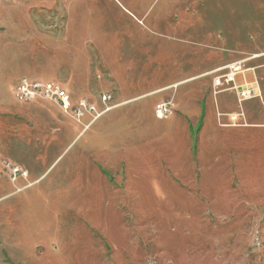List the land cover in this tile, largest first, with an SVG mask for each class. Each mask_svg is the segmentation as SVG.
Wrapping results in <instances>:
<instances>
[{"label":"rangeland","instance_id":"obj_1","mask_svg":"<svg viewBox=\"0 0 264 264\" xmlns=\"http://www.w3.org/2000/svg\"><path fill=\"white\" fill-rule=\"evenodd\" d=\"M163 1L0 0V146L18 130L28 134L26 138L57 133L50 127L42 129L29 109H9L15 85L21 79L59 82L77 98L98 80H107L101 72L110 69L111 60L98 65L88 59L85 48L105 42L101 34L107 27H113L106 33L109 40L120 33L121 19L136 32L178 30L173 32L177 40L185 39L198 48L194 62L200 64L201 76L196 97L203 103L211 97L216 100L219 128L264 123V0H187L182 10L176 9L180 6L177 0ZM121 4L134 12L131 19L124 20L117 9H122ZM190 46L185 50L190 51ZM245 77L252 83L247 89L255 90L251 112H260L262 121L254 122L243 113L246 99L240 95L244 88L236 83ZM215 81L220 85L215 87ZM110 96L109 102L101 103V110L114 107ZM137 111L134 105L110 115L109 124L115 127L109 129H123L128 120L132 128ZM166 119L147 117L143 122L142 128L152 132L143 144H148L151 159L162 152L164 157L181 159L182 137L176 136ZM201 127L190 130V150L196 161L191 182L189 167L180 163L175 169L187 185L172 174L169 179L179 187L164 177L147 174L132 184L131 191L126 189L124 176H108L120 200L108 191L102 195L84 192V196L68 191L66 199L74 202L67 206L82 204L89 225L56 222L59 219L53 210L60 202L53 201L57 195L46 189L58 170L52 173L32 192L35 218L43 228L39 239L47 246L42 260L50 257L51 264H264V129H246L235 135L208 124L201 144ZM159 133L164 136L158 143ZM39 192L52 199H39ZM51 241L57 245L53 246L55 256ZM3 260H9L6 254Z\"/></svg>","mask_w":264,"mask_h":264},{"label":"crops","instance_id":"obj_2","mask_svg":"<svg viewBox=\"0 0 264 264\" xmlns=\"http://www.w3.org/2000/svg\"><path fill=\"white\" fill-rule=\"evenodd\" d=\"M185 1L187 0H177L180 6L176 9L182 10L185 7ZM121 7L122 9H117L121 11L124 20L131 19L130 15L134 16L131 9L122 4ZM121 21L117 27L120 33L115 34L113 38L111 36L109 40L106 33L107 31L112 32L113 27H107L105 31L103 28L101 31L104 33L101 36L104 37L105 42L96 47L87 46L85 48L88 59L90 58L98 65L111 60L110 69H103L101 72L104 73L103 77L106 75L107 80L105 78L98 80L91 88L87 87L85 91H82L77 98H74L64 88L69 95L71 105L79 99H87L99 110L102 108L99 95L113 96L114 107L91 124H89V118L84 119L83 124L76 123L63 114L58 106L48 101H17L14 97V90L22 79L13 89L9 109L15 112H24L29 109L33 119L37 120V124H40L42 129L50 127L57 133L50 137L42 134L26 138L28 134L18 130L16 136L7 138L6 142L0 146V264L53 263L50 257L45 261L42 260V251L47 246L39 239V232L43 228L39 220L35 218L37 204L34 202L32 192L38 189L43 181L56 170H58L57 177L46 189L57 196L52 199L50 194L45 195L53 201L60 202L53 210L54 215H57L59 219L56 222L68 225V222L75 221L89 225L91 223L86 217L87 210L82 204L76 207L75 205L72 207V204L67 206V202H74L66 199L68 191H79L83 196L86 194L84 192L99 191L102 195L104 191H108L120 200V195L116 194L117 189L108 180V176H124L126 189L131 191L132 184L146 179L147 174L156 175L159 179L164 177L173 183L169 179V175L172 174L182 184L187 185L185 177H178L180 171L175 169L180 163L185 166V169L189 167L188 180L191 182V171L196 161L190 150L192 141L190 130L202 125L200 129L202 144L208 124H215L217 129L228 130L235 135H241L246 129H264V123H252L253 127H241V129H233L232 126L221 129L216 125V100L211 97L203 103L195 93V87L197 83L199 84L197 81L201 76L200 64L194 62L198 56V48L188 45L190 42L185 39L177 40L178 36L173 32L178 30L167 28L165 33L160 32L159 29H152L153 31L150 29V32L143 30L136 32V29L134 31L130 25L126 26ZM107 45L111 47L105 49ZM185 46L192 47L190 50L192 54L186 55L190 51L185 50ZM194 49H197V53ZM177 58L179 61L176 60ZM160 72H164V77ZM249 80L248 78V82ZM248 82L245 77L244 81H237L236 84L243 89L250 87L249 84L252 86L251 81ZM148 99L150 101L146 102ZM142 101L146 104L138 105ZM163 102H171V114L165 121L170 127L175 128L176 136L182 137L184 150L181 159H170L168 155L164 157L163 152L158 153L156 159L154 157L151 159L153 154L151 150H148V144L143 145L146 143L144 141L147 139V133H152L149 128H142L143 122L147 117L156 119L154 110L158 104ZM253 103L255 99H246L243 102L242 109L245 118L247 115L254 122L262 121L260 112H251L250 107ZM134 105L138 111L132 128L128 120L123 129H109L111 126L115 127L109 124L110 115ZM226 116L229 117V113H226ZM159 134L158 140H162L161 136L164 135ZM226 144L229 145L228 141ZM201 151L202 145L199 156ZM66 158L68 162L65 163ZM200 160L201 158L198 157V165ZM6 164L18 168L26 175L21 177L18 174L12 181ZM216 165L219 166L218 163ZM173 184L179 187L178 184ZM192 187H194L193 182ZM45 196L39 192L37 197L43 198L46 202ZM54 245L57 246L55 241L49 244L53 256L57 253ZM4 254L9 260H3Z\"/></svg>","mask_w":264,"mask_h":264},{"label":"built area","instance_id":"obj_3","mask_svg":"<svg viewBox=\"0 0 264 264\" xmlns=\"http://www.w3.org/2000/svg\"><path fill=\"white\" fill-rule=\"evenodd\" d=\"M228 81H233L229 77ZM220 85V81H215V87ZM255 95V90L244 88L241 91L242 99H250ZM14 97L19 102H29L35 100H43L53 103L58 106L63 114L67 115L77 123L82 124L83 119L89 117V124L98 119L102 114L110 110L112 107L105 106L99 110L95 104L87 99H79L75 104L71 105L69 95L59 82H32L27 79H22L14 90ZM111 100L108 94H101L100 101L103 105ZM155 117L158 120L166 119L171 114V102L160 103L154 111ZM6 169L14 181L18 176H25L26 173L21 172L16 167L6 164Z\"/></svg>","mask_w":264,"mask_h":264},{"label":"bare ground","instance_id":"obj_4","mask_svg":"<svg viewBox=\"0 0 264 264\" xmlns=\"http://www.w3.org/2000/svg\"><path fill=\"white\" fill-rule=\"evenodd\" d=\"M232 67V66H231ZM239 69V68H238ZM231 72V71H230ZM233 75V74H232Z\"/></svg>","mask_w":264,"mask_h":264}]
</instances>
